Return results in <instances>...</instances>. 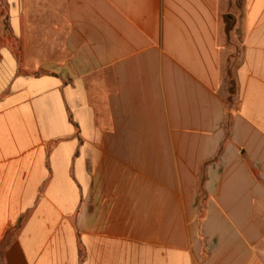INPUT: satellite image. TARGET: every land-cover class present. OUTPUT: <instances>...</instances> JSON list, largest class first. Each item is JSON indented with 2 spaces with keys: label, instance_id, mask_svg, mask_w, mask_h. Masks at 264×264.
Segmentation results:
<instances>
[{
  "label": "crops",
  "instance_id": "obj_1",
  "mask_svg": "<svg viewBox=\"0 0 264 264\" xmlns=\"http://www.w3.org/2000/svg\"><path fill=\"white\" fill-rule=\"evenodd\" d=\"M0 264H264V0H0Z\"/></svg>",
  "mask_w": 264,
  "mask_h": 264
},
{
  "label": "rangeland",
  "instance_id": "obj_2",
  "mask_svg": "<svg viewBox=\"0 0 264 264\" xmlns=\"http://www.w3.org/2000/svg\"><path fill=\"white\" fill-rule=\"evenodd\" d=\"M241 39H239V32L236 34H232L230 38L226 41V92H225V98L228 101L229 98V89L232 91V105L230 110H236L237 108V90L234 83V71L237 67V65L240 62L241 58V45H240ZM228 93V94H227Z\"/></svg>",
  "mask_w": 264,
  "mask_h": 264
},
{
  "label": "trees",
  "instance_id": "obj_3",
  "mask_svg": "<svg viewBox=\"0 0 264 264\" xmlns=\"http://www.w3.org/2000/svg\"><path fill=\"white\" fill-rule=\"evenodd\" d=\"M231 26H232V23H230L228 20H226L225 27H226V32L227 33L230 32ZM232 94H233L232 91L229 89V98L230 99H228V101H227V103H228L227 109L228 110L231 108V105H232V100H231Z\"/></svg>",
  "mask_w": 264,
  "mask_h": 264
}]
</instances>
